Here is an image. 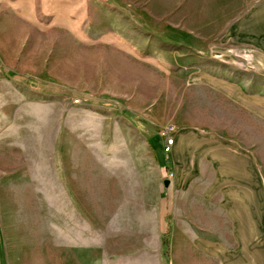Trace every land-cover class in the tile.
Returning a JSON list of instances; mask_svg holds the SVG:
<instances>
[{
	"label": "rangeland",
	"instance_id": "rangeland-1",
	"mask_svg": "<svg viewBox=\"0 0 264 264\" xmlns=\"http://www.w3.org/2000/svg\"><path fill=\"white\" fill-rule=\"evenodd\" d=\"M257 1L0 0V264H171L173 172L138 129L159 101L182 120L234 118L264 168V121L200 82H260L212 53Z\"/></svg>",
	"mask_w": 264,
	"mask_h": 264
},
{
	"label": "crops",
	"instance_id": "crops-1",
	"mask_svg": "<svg viewBox=\"0 0 264 264\" xmlns=\"http://www.w3.org/2000/svg\"><path fill=\"white\" fill-rule=\"evenodd\" d=\"M212 53L224 67L248 60L260 82L206 77L201 84L241 106L237 113L264 121V0L232 19ZM147 116L138 130L150 156L161 177L174 174L164 185L171 264H264V168L258 153L234 135L238 122L220 127L217 118L182 120L164 114L160 101ZM165 130L173 138L169 154ZM155 138L158 147L151 144Z\"/></svg>",
	"mask_w": 264,
	"mask_h": 264
},
{
	"label": "built area",
	"instance_id": "built-area-1",
	"mask_svg": "<svg viewBox=\"0 0 264 264\" xmlns=\"http://www.w3.org/2000/svg\"><path fill=\"white\" fill-rule=\"evenodd\" d=\"M162 135L165 137L164 151L169 154L173 145V138L168 135V131L165 130L162 132ZM169 178L173 177V173L168 174Z\"/></svg>",
	"mask_w": 264,
	"mask_h": 264
},
{
	"label": "trees",
	"instance_id": "trees-1",
	"mask_svg": "<svg viewBox=\"0 0 264 264\" xmlns=\"http://www.w3.org/2000/svg\"><path fill=\"white\" fill-rule=\"evenodd\" d=\"M32 81H35L34 79H31ZM162 244H164V247H165V249L166 250H169V245H168V242H164V243H162Z\"/></svg>",
	"mask_w": 264,
	"mask_h": 264
},
{
	"label": "water",
	"instance_id": "water-1",
	"mask_svg": "<svg viewBox=\"0 0 264 264\" xmlns=\"http://www.w3.org/2000/svg\"><path fill=\"white\" fill-rule=\"evenodd\" d=\"M164 184H165V186H168L169 182L168 181H165Z\"/></svg>",
	"mask_w": 264,
	"mask_h": 264
}]
</instances>
